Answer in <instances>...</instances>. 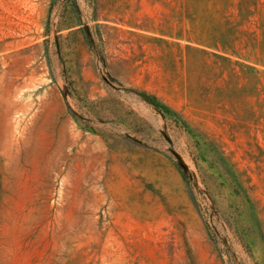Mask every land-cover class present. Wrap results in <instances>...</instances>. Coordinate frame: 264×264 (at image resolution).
<instances>
[{
    "label": "rangeland",
    "instance_id": "rangeland-1",
    "mask_svg": "<svg viewBox=\"0 0 264 264\" xmlns=\"http://www.w3.org/2000/svg\"><path fill=\"white\" fill-rule=\"evenodd\" d=\"M0 264H264V0H0Z\"/></svg>",
    "mask_w": 264,
    "mask_h": 264
},
{
    "label": "trees",
    "instance_id": "trees-1",
    "mask_svg": "<svg viewBox=\"0 0 264 264\" xmlns=\"http://www.w3.org/2000/svg\"><path fill=\"white\" fill-rule=\"evenodd\" d=\"M129 92H132V93H135L137 94L142 100L148 102V103H151L155 106V108H160L157 104H156V100L154 97L150 96V95H147L146 93L144 92H138V91H129ZM177 169L181 172H183V169L181 167H177Z\"/></svg>",
    "mask_w": 264,
    "mask_h": 264
}]
</instances>
